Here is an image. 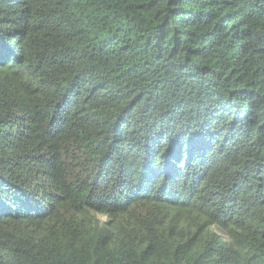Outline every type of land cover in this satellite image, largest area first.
Instances as JSON below:
<instances>
[{
  "label": "trees",
  "instance_id": "trees-1",
  "mask_svg": "<svg viewBox=\"0 0 264 264\" xmlns=\"http://www.w3.org/2000/svg\"><path fill=\"white\" fill-rule=\"evenodd\" d=\"M0 264H264V0H0Z\"/></svg>",
  "mask_w": 264,
  "mask_h": 264
}]
</instances>
